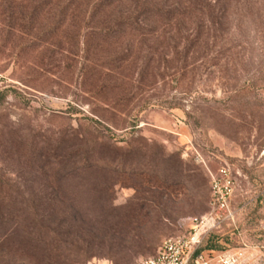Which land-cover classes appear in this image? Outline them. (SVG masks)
<instances>
[{
	"label": "rangeland",
	"instance_id": "obj_1",
	"mask_svg": "<svg viewBox=\"0 0 264 264\" xmlns=\"http://www.w3.org/2000/svg\"><path fill=\"white\" fill-rule=\"evenodd\" d=\"M45 2L0 0V176L19 180L46 146L107 143L123 168L61 171L50 202L76 258L139 264L207 218L211 264H264V14L50 36Z\"/></svg>",
	"mask_w": 264,
	"mask_h": 264
},
{
	"label": "trees",
	"instance_id": "obj_2",
	"mask_svg": "<svg viewBox=\"0 0 264 264\" xmlns=\"http://www.w3.org/2000/svg\"><path fill=\"white\" fill-rule=\"evenodd\" d=\"M127 1V12L109 22L105 16L122 0H46L45 11L57 9L58 16L46 33L65 34L70 26L78 32H98V36H111L125 28L147 35L148 31L157 32L161 23L178 26L193 14L206 18L218 31L223 20L234 15L264 14V0H173L167 9L160 5V0ZM153 23L156 26H151ZM77 145L79 149L74 151H69L72 145L66 150L63 146H46L26 155L27 171L19 174V180L0 176V264H88L73 255L74 241L52 220L55 210L50 202L56 198V186L68 175L60 176V172L76 173L93 166L119 170L129 154L116 151L107 143L95 148L88 141ZM45 183L52 191L45 192Z\"/></svg>",
	"mask_w": 264,
	"mask_h": 264
},
{
	"label": "built area",
	"instance_id": "obj_3",
	"mask_svg": "<svg viewBox=\"0 0 264 264\" xmlns=\"http://www.w3.org/2000/svg\"><path fill=\"white\" fill-rule=\"evenodd\" d=\"M214 182L216 191L223 192L218 182L216 180ZM226 189V193H228V188ZM218 202L222 207H228L225 200L222 201V198L218 199ZM230 215L232 214L229 212L228 217ZM210 226L211 221L203 218L188 236L165 239L155 257L144 258L139 264H211L200 250ZM223 264L233 263L229 258Z\"/></svg>",
	"mask_w": 264,
	"mask_h": 264
}]
</instances>
